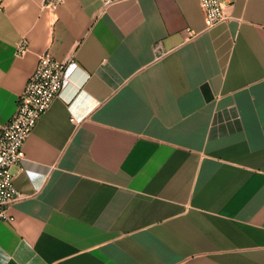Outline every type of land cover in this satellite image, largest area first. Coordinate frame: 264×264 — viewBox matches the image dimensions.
I'll return each instance as SVG.
<instances>
[{"label": "crops", "instance_id": "1", "mask_svg": "<svg viewBox=\"0 0 264 264\" xmlns=\"http://www.w3.org/2000/svg\"><path fill=\"white\" fill-rule=\"evenodd\" d=\"M43 3L0 0V129L41 54L67 63L0 264H264V0L213 26L200 0Z\"/></svg>", "mask_w": 264, "mask_h": 264}, {"label": "built area", "instance_id": "2", "mask_svg": "<svg viewBox=\"0 0 264 264\" xmlns=\"http://www.w3.org/2000/svg\"><path fill=\"white\" fill-rule=\"evenodd\" d=\"M64 0H44L43 7L51 11ZM124 0H102L104 6ZM206 23L213 26L227 19V0H200ZM29 43L23 39L17 46V53L28 51ZM67 63L49 53L41 54L36 70L20 96L17 110L11 120L0 129V219H13L8 206L20 197L15 187L13 168L25 159V142L40 117L51 106L53 99L64 88Z\"/></svg>", "mask_w": 264, "mask_h": 264}]
</instances>
